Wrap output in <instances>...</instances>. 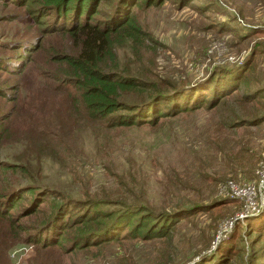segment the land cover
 <instances>
[{
  "label": "rangeland",
  "instance_id": "obj_1",
  "mask_svg": "<svg viewBox=\"0 0 264 264\" xmlns=\"http://www.w3.org/2000/svg\"><path fill=\"white\" fill-rule=\"evenodd\" d=\"M28 11L26 2L0 0V164L13 167L0 172V264H219L226 255L225 264H246L237 250L264 243L263 231L251 247L255 233L247 231V219L256 221L264 205L224 238L217 233L239 206L224 203L223 184L250 181L264 161V119L229 124L243 116L236 94L245 86L264 87V0H163L134 8L139 27L154 42L134 67L139 76L148 71L155 80L180 83L250 56L243 64L248 82L242 79L235 95L213 107L169 115L154 125L112 128L88 118L66 66L52 58L76 54L69 37L44 33V18ZM258 102L264 111L260 98L248 108ZM27 185L36 194H51L42 197L40 208L60 198L94 196L109 206L112 200L139 202L175 216V222L162 239L63 254L28 241L42 216L25 215L28 195L15 212L9 210L11 196ZM258 252L264 254L262 246Z\"/></svg>",
  "mask_w": 264,
  "mask_h": 264
},
{
  "label": "trees",
  "instance_id": "obj_2",
  "mask_svg": "<svg viewBox=\"0 0 264 264\" xmlns=\"http://www.w3.org/2000/svg\"><path fill=\"white\" fill-rule=\"evenodd\" d=\"M17 1L19 4L26 2L30 15L44 18L41 28L44 33L61 32L69 37L76 47V54H57L52 58L66 66V79L79 90L80 101L88 118L101 121L106 127L154 125L157 120L169 115L186 113L202 106L210 108L235 95L242 79L244 83L248 82L243 76V64L250 62V56L234 64H217L203 78L180 83L155 80L148 76V71L139 76L134 67H140L142 52L146 54L145 51L154 42L139 27L133 9L160 5L163 0ZM261 28L260 31L264 32V27ZM122 56L132 60L125 58L123 62ZM131 65L134 69H131ZM249 80L253 81V78ZM236 95V107L243 116H233L229 124L234 127L245 123L255 125L264 119L259 102L248 108L250 102L264 99L263 86H245ZM11 168L0 164L1 173ZM255 172L248 179H254ZM23 194L29 198L28 203L22 204L25 215H42L28 241L40 243L43 249L57 247L63 254L73 251L85 253L90 248L119 241L162 239L170 234L175 222H172L175 216L155 212L139 202L112 200L113 206H109L94 196L66 201L60 198L40 208L38 204L42 202V197H51V194H36L35 186L30 185L11 196L9 210L15 212L16 205L24 199ZM223 199L224 203L236 201ZM67 205L71 207L67 208ZM2 214L6 215V212ZM256 218V221L254 218L247 219V231L255 233L250 238L251 247L256 244L255 237L264 231V213ZM261 246L264 250V243L246 251L240 247L237 254L242 253L240 257L246 264H264V254L258 252ZM216 254L215 258L218 257ZM222 259L219 264H225L229 256ZM212 261L208 262L211 264Z\"/></svg>",
  "mask_w": 264,
  "mask_h": 264
},
{
  "label": "built area",
  "instance_id": "obj_3",
  "mask_svg": "<svg viewBox=\"0 0 264 264\" xmlns=\"http://www.w3.org/2000/svg\"><path fill=\"white\" fill-rule=\"evenodd\" d=\"M223 186L221 196L235 199L239 206L233 215L221 220L217 233L219 238H224L235 224L246 220L264 205V161L255 179L241 183L228 180ZM217 239L216 242L219 241Z\"/></svg>",
  "mask_w": 264,
  "mask_h": 264
},
{
  "label": "crops",
  "instance_id": "obj_4",
  "mask_svg": "<svg viewBox=\"0 0 264 264\" xmlns=\"http://www.w3.org/2000/svg\"><path fill=\"white\" fill-rule=\"evenodd\" d=\"M237 202V201H236Z\"/></svg>",
  "mask_w": 264,
  "mask_h": 264
}]
</instances>
